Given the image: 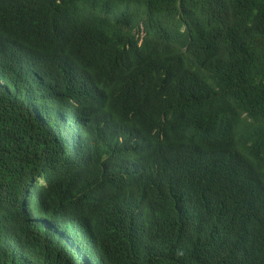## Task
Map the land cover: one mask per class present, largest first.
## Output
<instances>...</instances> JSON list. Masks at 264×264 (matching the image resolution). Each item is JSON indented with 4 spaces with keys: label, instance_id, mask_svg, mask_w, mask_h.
I'll list each match as a JSON object with an SVG mask.
<instances>
[{
    "label": "trees",
    "instance_id": "obj_1",
    "mask_svg": "<svg viewBox=\"0 0 264 264\" xmlns=\"http://www.w3.org/2000/svg\"><path fill=\"white\" fill-rule=\"evenodd\" d=\"M0 264H264V0H0Z\"/></svg>",
    "mask_w": 264,
    "mask_h": 264
}]
</instances>
